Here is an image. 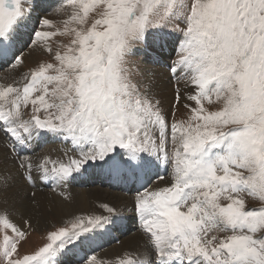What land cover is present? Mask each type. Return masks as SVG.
Wrapping results in <instances>:
<instances>
[{"label":"snow or ice","instance_id":"6c2138e0","mask_svg":"<svg viewBox=\"0 0 264 264\" xmlns=\"http://www.w3.org/2000/svg\"><path fill=\"white\" fill-rule=\"evenodd\" d=\"M53 3L62 19L33 18ZM58 36L68 40L54 62L0 83V134L25 184L135 186L127 207L149 251L115 264H264V0H0V65H21L24 45L52 53ZM166 37L188 110L171 122L128 60ZM48 141L68 145L62 158L36 154ZM11 181L0 170V199ZM100 207L107 214L73 215L29 254L18 251L27 229L0 212V264H107L89 253L125 217Z\"/></svg>","mask_w":264,"mask_h":264},{"label":"bare ground","instance_id":"6f19581e","mask_svg":"<svg viewBox=\"0 0 264 264\" xmlns=\"http://www.w3.org/2000/svg\"><path fill=\"white\" fill-rule=\"evenodd\" d=\"M55 7L56 4L53 3L49 11L45 10V13L43 12V9L37 8L33 13V18L35 19L36 17H38V13L48 17L49 13H55L53 11ZM31 27L32 24L30 23L27 28L22 29L19 39L24 40L23 32L25 30L29 31V28ZM35 46L36 45L29 47L28 45H26L23 50L24 56H26V58H28L30 61L35 58V55L37 53H41L43 51L42 47ZM165 51L168 55H171L173 54L174 50L172 49V47L166 46ZM163 57L164 55L162 53V58ZM145 58L146 59H143L142 61L139 60L141 63L148 64H145L143 66V69H141V80L145 82L146 86H148L147 89L150 95L154 97H162V95L167 92L166 89L163 90V88L165 87L163 84L166 81L170 82L172 78L169 76V72L165 67H160L159 65H156L152 62L148 63L150 61V55L147 56L146 54ZM11 68L12 66L9 67V70H11ZM14 75L15 79H19L22 75V71H18L17 68L13 69L9 75H6V77H13L12 80L7 79L8 83H10L9 81H11V83L15 82ZM178 76L179 73L176 77ZM180 81L184 84L182 80ZM4 144L5 140L2 134H0V170L7 171L12 177V181L10 182L11 187L7 189L6 199H0V212L6 211L9 214L10 219L18 226L26 229H30L34 226H42L45 221V217L49 216L47 214L49 212H45L46 208H43L44 206L47 208L51 207L54 210L53 213H55L56 217L58 216L59 218L68 219L73 215L102 214V208H98L96 204L105 203L113 206H119L122 209L123 216L125 217L124 221H126L127 226L126 230L134 227L133 233H131L128 237L123 238L124 234H119L117 231L116 234H119V239L101 247L97 252H94V254H96L97 257L101 260L106 261V259H110L115 263L116 258H122L125 252L141 253L140 250L142 249V251H144V249L147 247L145 244L147 241L143 233L139 229L136 230L137 223L136 221H133L134 213L129 211L127 207L132 203L133 193L125 194L116 190L114 191L99 189L98 187L86 188L73 186H71L72 189L65 192L64 196H61L59 194L60 191H63V189L53 191L51 188H38V191L41 192H37L35 190L37 188L23 183L20 173L16 170L14 162L10 157H8V153L4 148ZM41 153L42 152L38 151L36 154L38 155ZM155 186L157 185H154V187ZM33 193L35 194L34 196ZM69 193L72 195L71 198L68 197ZM32 199L36 200L30 203ZM26 220L30 222V228L25 225L24 222ZM119 225L120 224H118L117 226ZM113 230L114 228L112 229V231ZM112 231L103 237L109 236ZM66 260H68L67 264H73L71 261V257H64L63 261Z\"/></svg>","mask_w":264,"mask_h":264},{"label":"rangeland","instance_id":"374dc122","mask_svg":"<svg viewBox=\"0 0 264 264\" xmlns=\"http://www.w3.org/2000/svg\"><path fill=\"white\" fill-rule=\"evenodd\" d=\"M43 12L45 13L46 11L43 10ZM37 16H43V15L38 13ZM48 18H50L54 22H56V21L62 19L63 17L57 15L56 13H51V14L49 13L48 14ZM180 26L183 27V25H180ZM171 30H172L171 26H169V28L166 29V31H171ZM67 40H68V37H59V36L55 37V38H53L52 41H50V43L52 44V47H53V52L52 53H48V52H46L43 49V51L41 53H37L35 55V58L32 59L31 61L28 58H26V56H24L22 58L23 59V63L21 65H19V66L12 67L11 70H9L10 65L8 64V66H6V68H4L3 70L0 71V74H1L0 75V83H4V84L6 83L7 84L8 83L7 79L12 80L13 79L12 76L6 77V75H9L10 72L13 69H15V68H17L18 71H22V75H23V74L27 73L33 67H36L41 62H54V60L52 58L54 56V52H55L57 43L58 42L66 43ZM168 41H169V38L168 39L165 38L164 40H162L160 42V44H156V43H153L152 40H149L147 45H138L133 50L132 54L128 56V60H129L130 64L134 65L139 70V75H134L133 76V80H134V82L138 83L141 86V90L142 91L145 90L146 84H145L144 81L141 80V71H142L141 69H143V66L145 64L146 65H148V64L147 63H141L139 60L142 61L143 59H146L145 56L147 54V56L150 55V61L148 63H151V62L153 63V60L155 58H157V56H158V52L155 49L156 48H160L162 46V44L167 43ZM178 43L179 42L177 41L176 44L178 45ZM35 47H37V46H35ZM173 53H174V51H173ZM177 56H178V54L176 53L175 60L177 59ZM21 76H20V78H21ZM20 78L19 79H15V75H14L15 83L21 82ZM9 82L11 83V81H9ZM181 83L182 82L179 79H176V80H172L171 79L170 82L166 81L163 84L165 86L163 88V90L166 89L167 92H165V94H163L162 97H155V99H157V100H159L161 102L162 109L168 113V117H169V121L170 122L173 119L183 120L188 115V110L183 107V103H177L175 101V95H176V90L177 89H179L181 93H184L186 91V89L184 87V84L183 83L181 84ZM184 103H187V101H184ZM173 105H175V107H173ZM40 152L47 153V154L51 155L53 159L59 158V155L56 154V153H54V154L53 153H49L46 150H41ZM69 155H71V154H69ZM62 157H63V155H60V158H62ZM21 180H23V179L21 178ZM23 183H25V182L23 181ZM95 187H97V186L89 185L86 188H95ZM25 188H27V187H25ZM98 188L99 189H104V190H110L108 188H103V187H98ZM70 189H72V188L69 185V187H67L66 189H63V192L65 193L66 191H69ZM35 190L37 192H41V191H38V188L35 189ZM68 197L71 198L72 195L69 193ZM35 200L36 199H32L30 201V203L34 202ZM248 202L249 203H253V201H251V200H249ZM30 203H28V204H30ZM102 204H105V203L96 204V206L98 208H101L100 205H102ZM43 208H46V211H45L46 213L49 212V213H47L49 215V216H47L48 218L45 217V221H44L42 226H34V227L30 228V229H27L26 239L18 247L19 253H21V254H29V253H31L33 250H35L36 248H38L39 246H41L45 242L46 233L48 231L54 230L56 227H59V226H64V222L71 218L70 217V218L66 219V218H59L58 216L56 217L55 213H53L54 210L51 207L47 208V207L44 206ZM102 214H106V212H104L103 209H102ZM37 227H39V228H37ZM136 230H138V226H137ZM131 233H133V229H128L124 233L123 238L128 237ZM145 244H146L147 247L144 249V251H142V249H141L140 250L141 253H134V254L139 255V254H142V253H145V252L149 251L147 242ZM106 262H107V264H115L114 261H112L110 259H106Z\"/></svg>","mask_w":264,"mask_h":264}]
</instances>
